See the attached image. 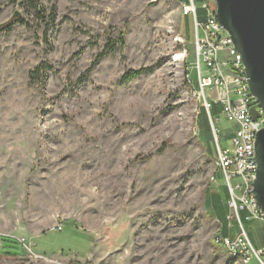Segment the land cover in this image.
Masks as SVG:
<instances>
[{
  "label": "rangeland",
  "instance_id": "rangeland-1",
  "mask_svg": "<svg viewBox=\"0 0 264 264\" xmlns=\"http://www.w3.org/2000/svg\"><path fill=\"white\" fill-rule=\"evenodd\" d=\"M181 1L40 0L37 17L28 0H0V23L21 14L0 32V206L28 228L67 218L32 240L51 261L2 237L0 264H74L91 251L77 264H240L217 242L227 195L219 174L208 181L216 148L191 92L195 32ZM205 94L230 149L237 124Z\"/></svg>",
  "mask_w": 264,
  "mask_h": 264
},
{
  "label": "built area",
  "instance_id": "built-area-1",
  "mask_svg": "<svg viewBox=\"0 0 264 264\" xmlns=\"http://www.w3.org/2000/svg\"><path fill=\"white\" fill-rule=\"evenodd\" d=\"M201 10L202 19L198 16V8L193 0L180 3L181 17H190L195 32L193 55L199 89L195 91L191 88V92L196 93L202 101L216 148L215 169L208 181L215 182L214 174L221 176L227 194V219L230 226L234 222L237 227V233L232 238L218 236L217 242L240 264H249L252 259L264 264V248L256 250L252 246L241 219V213L245 212L244 220L264 222V211L255 200L252 185L257 167L254 139L256 132L264 128V110L256 107L255 99L249 92L241 55L216 19L214 0H204ZM176 40L182 43L185 41L183 36H178ZM183 55H187L186 48L183 49ZM186 78L190 86L188 74ZM206 89L215 90V101L220 104L223 116L237 124L230 149H222L219 145L215 121L210 113L212 104L205 94ZM253 106L258 113L255 119L250 114ZM52 229L60 230L61 224L53 226ZM19 242L34 261H51L49 257L32 253L31 244L25 238H19Z\"/></svg>",
  "mask_w": 264,
  "mask_h": 264
},
{
  "label": "water",
  "instance_id": "water-1",
  "mask_svg": "<svg viewBox=\"0 0 264 264\" xmlns=\"http://www.w3.org/2000/svg\"><path fill=\"white\" fill-rule=\"evenodd\" d=\"M216 19L241 55L248 88L256 107L264 110V0H214ZM15 11L0 23V32L19 22ZM253 119L258 117L255 106L250 108ZM254 153L256 173L253 180L254 197L264 211V128L255 134Z\"/></svg>",
  "mask_w": 264,
  "mask_h": 264
},
{
  "label": "crops",
  "instance_id": "crops-1",
  "mask_svg": "<svg viewBox=\"0 0 264 264\" xmlns=\"http://www.w3.org/2000/svg\"><path fill=\"white\" fill-rule=\"evenodd\" d=\"M186 0H182L181 2H184ZM195 3V0H193ZM201 4L204 2V0H200ZM196 5V4H195ZM201 12V15H203V11L201 10V6L198 9ZM227 207V206H226ZM246 213L242 212L241 213V219L243 221V225L245 228V231L247 233V236L252 244V246L256 249H262L264 248V222L259 221V220H251V221H246L244 220ZM69 219V218H68ZM37 220V219H36ZM66 219L59 218L57 215H52L48 216L45 218V220L34 222L31 224V228L27 227L26 224H24L21 221H17V218H14V216L10 215L7 211H5V206H0V252L2 251L3 248V238H5V241L9 242H19V238H25L32 246H34V243L32 240L34 238H40L42 235H44L47 231L52 230V231H61L63 224L66 222ZM228 221V219H227ZM61 224V229L56 230L52 229L53 226ZM228 221V229L222 235V237H233L235 233H237V227L235 223H232V226H230ZM92 251L90 254H88L85 257H82L81 260H79L77 257L73 258L75 262L74 264L77 263H82L81 261H86L89 260V257H91ZM37 254V253H36ZM39 255L43 253H38ZM1 255V254H0ZM7 258L13 259L10 257L9 254L2 255ZM44 256V255H43ZM53 256V255H52ZM23 256L17 257V258H23ZM55 258L56 257H52ZM249 264H259L255 259H252Z\"/></svg>",
  "mask_w": 264,
  "mask_h": 264
},
{
  "label": "trees",
  "instance_id": "trees-1",
  "mask_svg": "<svg viewBox=\"0 0 264 264\" xmlns=\"http://www.w3.org/2000/svg\"><path fill=\"white\" fill-rule=\"evenodd\" d=\"M29 3L33 6V9H34V14L37 16V17H41L42 15V11L44 10L41 5H40V0H28ZM198 13H199V10H198ZM50 17L52 18L53 17V12L50 14ZM115 48L114 46V43H107L105 45V48H104V51L101 53V54H98L95 61L97 62L100 58H102L105 53L107 51H113ZM38 70V69H37ZM37 70H33L29 73V79L30 81H33L34 80V73L37 71ZM146 70V69H145ZM143 70H137V71H131L129 72V74H127L125 77L126 78H129V77H133L134 75H140L142 73ZM212 106H211V110H210V113L212 111ZM226 192V190H225ZM227 195V194H226ZM226 231H224L225 233Z\"/></svg>",
  "mask_w": 264,
  "mask_h": 264
},
{
  "label": "bare ground",
  "instance_id": "bare-ground-1",
  "mask_svg": "<svg viewBox=\"0 0 264 264\" xmlns=\"http://www.w3.org/2000/svg\"><path fill=\"white\" fill-rule=\"evenodd\" d=\"M183 58H184V55H183L182 53H177V54L175 55V59H176V60H180V61H182Z\"/></svg>",
  "mask_w": 264,
  "mask_h": 264
}]
</instances>
